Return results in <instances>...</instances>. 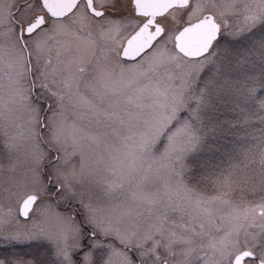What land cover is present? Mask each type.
Wrapping results in <instances>:
<instances>
[{
  "label": "snow or ice",
  "instance_id": "1",
  "mask_svg": "<svg viewBox=\"0 0 264 264\" xmlns=\"http://www.w3.org/2000/svg\"><path fill=\"white\" fill-rule=\"evenodd\" d=\"M0 264H264V0H0Z\"/></svg>",
  "mask_w": 264,
  "mask_h": 264
}]
</instances>
